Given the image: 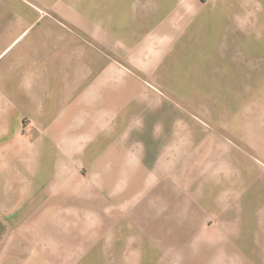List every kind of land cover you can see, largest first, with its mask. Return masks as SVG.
I'll return each mask as SVG.
<instances>
[{
    "label": "crops",
    "instance_id": "crops-1",
    "mask_svg": "<svg viewBox=\"0 0 264 264\" xmlns=\"http://www.w3.org/2000/svg\"><path fill=\"white\" fill-rule=\"evenodd\" d=\"M155 4L147 9L151 14L143 15L138 0H0V264H44L46 256L56 264H74L78 247L69 240V222H75L74 231L77 215L71 210L77 208L79 158H102L97 171L104 185L115 177L119 180L121 172H137L141 182L143 174L152 171L150 165L136 163L142 150L133 151L134 163L122 166L119 158L126 157L127 150L119 144L107 143L99 153L94 149L90 141L122 140L118 134L114 137L110 125L149 123L168 130L180 125L176 138L185 140L191 124L221 125L225 101L233 109L240 107L237 113L245 110L241 125L248 146H253L247 151L236 148V153L259 162L257 170L264 169V79L254 84L255 76L263 78L264 72H252L253 60L248 72V58L239 60L236 48L234 53L230 48L228 60H223L220 36H189L195 14L199 28L204 27L202 13L208 6L195 9L189 0ZM164 132L144 133L141 139L174 140L173 133ZM89 147L92 153L87 154ZM49 159L54 162V191L47 202L44 176ZM190 166L188 172L199 170ZM94 167L91 160L85 169L95 172ZM215 167L219 179L207 192L214 196L196 198L203 217L215 221L220 237L214 264H264V173L259 171L251 180L246 165L229 170L216 164L204 173ZM120 215L124 218L111 226L119 225L117 237L122 233L128 251L157 244V237L146 243L128 234L141 224L124 229L130 225L125 221L143 220L142 216ZM111 218L107 220H117ZM155 220L166 226L150 224L153 235L163 236L164 231L166 241L174 242L172 237L180 235V244L187 242L183 231L174 233L169 222ZM63 224H69L68 229ZM94 235L88 236L91 243ZM108 239L105 255L116 252L115 241ZM152 247L136 260L131 256V264L157 259ZM119 259L116 264H129ZM106 260L115 263L110 256Z\"/></svg>",
    "mask_w": 264,
    "mask_h": 264
},
{
    "label": "rangeland",
    "instance_id": "rangeland-1",
    "mask_svg": "<svg viewBox=\"0 0 264 264\" xmlns=\"http://www.w3.org/2000/svg\"><path fill=\"white\" fill-rule=\"evenodd\" d=\"M138 1L141 3L139 6L142 9L143 15L151 14L146 13L149 11L147 9L157 6L155 4L156 0ZM164 1L174 5L182 2V0H159V2ZM189 1L191 5H195V9H198L202 5L208 6V9L203 10L202 13V17L205 18L204 27L199 28L201 25H198V14H195L189 36L192 38H197L199 35L208 37L212 34L216 37L220 36L222 40L223 60H228L230 48L232 53L235 52L233 48H236L239 60L248 58V72H250L251 60H253L252 72H264V0ZM136 7L139 8L137 5ZM244 62L243 65L245 67ZM225 64V61H223V65ZM240 64L241 61H239ZM239 72H242L240 67ZM263 79L264 77L255 76L254 84H262ZM223 104H225V107L222 111L226 114H222L220 117L222 119L221 125H206L205 127L199 124H191L188 126L189 130L187 129L191 135L185 140L176 138V134L181 131L182 126L180 125H173L171 126L172 130H168L165 125L153 126L149 123L145 125H133L126 123L122 126L110 125V132L116 133L114 137H117V134L120 135L119 138L122 140L113 141L110 139L107 142L96 139L89 142L95 150H98V153L103 145L107 143H117L120 145V148L126 149V157L122 156L119 158L120 165L122 166L134 163L133 151L139 152V150H142L140 160H138L137 156L136 163L141 161L142 165H150L152 171L144 173L141 182H138L139 174L137 172L129 170L121 172L118 174L122 175L119 180H117V177L114 179L115 182L110 179L109 183L106 181V187H103L105 185L102 182V173L97 171L102 169V158L97 156L79 158L77 208H72L71 210L72 214L77 215L74 231L73 223L75 222H69L72 225L69 240L71 238V245L77 244L78 247L74 264H107V256H110L112 262L115 260L114 264L118 263V256L121 258L119 259L120 262H129L131 264V256L134 255L136 260V255L143 256V254H147L150 251L149 247L153 245L152 249L154 252H157V259L155 258L154 261L149 262L141 261L138 264H155L156 261V264H214L217 259V249L220 248V237L218 232L215 231V221L204 218L201 208H198L196 203L199 202L200 198L203 201L214 196L211 193L210 195L212 196L210 197L207 192L213 191L214 184L216 185L219 179V174L215 172L216 167L206 173H204V169L214 164L228 166L229 170L233 166L246 165L248 166L247 171L253 174L250 176L251 180L257 179L259 171L264 173V169L262 168L257 170L260 168L258 166L260 165L259 162L252 161L244 155L239 156L235 151L236 148L246 149L244 151H247L253 147L248 146L249 142L245 140L247 132L241 125V117L245 113V110L237 113L240 107L236 109L234 107L233 109L225 101ZM230 109H233L235 112H231L232 117L228 118L230 117ZM117 127H119L118 130ZM165 130L167 133H173L174 140L163 142L158 139H152L154 133H162ZM150 132L153 133L151 136L152 140L150 138L148 140L146 137L145 139H141L144 133L150 136ZM203 133H207L205 140L201 138ZM252 135L253 132H250V136ZM164 143L167 145L163 146ZM199 150H204L200 157H198ZM86 153H92V149L89 147ZM193 154L195 155L193 156ZM211 155L212 158L204 163V160L210 158ZM190 158L193 159L191 163ZM87 159H90L89 163L93 160L94 166L97 165V168L94 167L95 172H89L85 169L89 164H86ZM182 159H185L184 162H179ZM168 164L169 166L166 167ZM193 164L199 170L190 171L194 172V174H189L188 167H191L190 165ZM250 166L253 168L249 169ZM46 167L47 171L45 172L44 181L46 201L48 202L50 200L49 193L54 191L50 183L54 178V169H52L54 162H51V159L47 160ZM55 179L57 180V176H55ZM62 182L63 178L60 177V183ZM164 182L171 183L172 187L168 189ZM204 186L210 187L205 188ZM258 188L257 185V191L262 193L263 190ZM248 193L250 194L251 191ZM166 196H170V198L167 200ZM197 197H200L199 200L196 199ZM68 201L71 203L73 199L68 196ZM164 203L165 205H163ZM155 213H157L158 217L150 218V214ZM120 214H125L126 218L132 214H138V218L139 215L142 216L140 218L143 220L125 221V224L130 225L128 227L124 225V229H132L133 225L141 224V226L139 225L135 229H132L133 231L128 232V234L135 235V238L140 237L143 241L147 240L146 243L150 242L152 238L155 239L157 237L159 240L157 244L150 243L146 249L144 247L142 249L132 247L128 251L125 242L121 241L120 237L122 233H119L120 237H117V231H120L119 225L115 228L111 226L114 223L118 224L119 220L124 218ZM198 215L200 216L199 219L194 220L193 218H196ZM111 217H115L117 220L115 222L108 221L107 218L113 219ZM156 218H163V220L169 222L172 225L174 233L183 231L188 236H186L187 242L180 244V235L172 237L174 242L166 241L167 236L164 231L163 236H160L157 232L153 235L152 229L151 231L149 230L150 224L155 227L157 225L158 228H160L159 225L166 226L163 221L155 220ZM68 226L63 224V228L68 229ZM93 234L96 235H94L95 241L91 243L88 236ZM190 234L192 235L190 236ZM103 237L105 243L109 240V237L113 242L115 241L116 252L105 255L103 249H107V245L103 242ZM49 238L47 237L46 248L52 245L49 242ZM66 238L68 239V236L64 238L65 240L61 241L62 246L67 244ZM48 254L52 255V253ZM43 263L56 264L48 256L45 257Z\"/></svg>",
    "mask_w": 264,
    "mask_h": 264
}]
</instances>
